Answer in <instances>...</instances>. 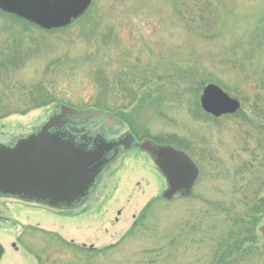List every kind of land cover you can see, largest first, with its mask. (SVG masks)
<instances>
[{
  "label": "rangeland",
  "instance_id": "rangeland-1",
  "mask_svg": "<svg viewBox=\"0 0 264 264\" xmlns=\"http://www.w3.org/2000/svg\"><path fill=\"white\" fill-rule=\"evenodd\" d=\"M1 32L24 33L34 50L12 74L15 82L43 83L58 103L1 118V147L36 131L59 104L91 112L102 70L114 88L102 96L109 112L137 124L138 142L183 141L200 176L190 199L164 200L160 170L133 146L104 168L83 207L49 208L0 194V264H264V216L237 224L264 195V135L257 129L264 117L254 112H264V0H94L59 32L26 31L0 15L2 44ZM237 64L246 69V83ZM119 80L129 82L126 90ZM219 82L254 124L195 116L203 88ZM116 124L101 128L102 137L118 135L123 123ZM124 131L132 132L128 124ZM61 157L76 164L71 155ZM41 231L86 252L80 258Z\"/></svg>",
  "mask_w": 264,
  "mask_h": 264
},
{
  "label": "water",
  "instance_id": "water-1",
  "mask_svg": "<svg viewBox=\"0 0 264 264\" xmlns=\"http://www.w3.org/2000/svg\"><path fill=\"white\" fill-rule=\"evenodd\" d=\"M93 0H0V10L32 23L44 30L60 29L69 26L80 18L90 7ZM202 110L215 117L234 115L241 109V102L224 92L215 84L203 88L200 98ZM63 112L53 116L39 132L18 139L12 148L0 146V194L20 197L21 190L39 195L41 199L64 197L82 190H90L96 179L108 165L102 160L104 151L77 149L60 135L52 133L58 119L68 115L79 116L71 108L62 106ZM92 118H99L102 112H87ZM106 120L114 122L113 115L107 114ZM129 138H133L128 134ZM134 139V138H133ZM105 150L114 147L108 143ZM141 151L149 154L166 178L168 189L163 198L172 200L176 196L187 197L192 194L200 171L196 163L184 152L173 146L156 145L147 140L139 144ZM129 149V148H128ZM74 157V166L66 165L62 155ZM76 167L79 172H76ZM78 174V175H77ZM72 184V185H69ZM83 183V187H82ZM85 184H88L85 187ZM86 191V192H87ZM4 249L0 245V260Z\"/></svg>",
  "mask_w": 264,
  "mask_h": 264
},
{
  "label": "trees",
  "instance_id": "trees-1",
  "mask_svg": "<svg viewBox=\"0 0 264 264\" xmlns=\"http://www.w3.org/2000/svg\"><path fill=\"white\" fill-rule=\"evenodd\" d=\"M0 15L11 19L13 22L17 23L18 25H22L26 31H28L30 28H35V29L41 30L44 33H48V34L60 31V30H55V31L47 32V31H44V30L38 28L37 26L23 20L22 18L16 17L14 15L6 14V13L1 12V11H0ZM1 35H2V38L3 37L4 38H3L2 44L0 43V119L3 117H8V116L14 115V114H18L21 116L27 115L32 110L47 107L49 105L57 104V97L53 93H51L49 88L46 87L43 83H37V84L30 86V85L16 83L15 80L13 79L12 74L14 72L18 71L21 67H23L24 64H26V62L30 59V57L33 56V53H34V50H32V48H29V43L26 41V39L24 37V33L23 34H21V33H19V34L9 33L8 34V32H1ZM34 42H35V40L34 41L31 40L30 43L32 44ZM102 43L106 44L107 40L104 39ZM235 67L237 69L239 68L238 70H239V72H241L240 75L242 77H244L243 82L246 83L247 79H248V77H246V71H245L246 69L242 65H239V64L235 65ZM261 82L264 83V81H261ZM95 83H96V86H98L99 89L102 90V93L100 96H98V102L94 108L105 110V111L109 112L110 111L109 107L107 108V104L105 101H103L104 98L102 96L103 95L109 96L111 90L114 89L113 85H112V81L108 78V75L105 74L104 71L99 70L95 76ZM116 83L119 87H122L123 91H124V89L126 90V87L129 85L128 81L123 82L122 80H119V82H116ZM130 83H133V81ZM218 84H219L218 86H221L223 89H225V90L227 89L220 82ZM131 95H133V93H131L130 96ZM130 101H134V99L130 98ZM262 103H263V101H262ZM257 107L258 106L256 105V108ZM254 112L256 113L257 117H259V118L264 117V115H262L264 112H260L257 109L254 110ZM113 115L116 118H118L120 121H122V123L128 124L131 128L132 133L137 138L139 137V130H138L139 128H138L137 124L134 123L128 116H126L122 112H119L116 114L118 117L114 113H113ZM195 116L198 118L204 117L205 119H207L209 121H213L215 123H219V121H220V119H217V118H214L208 114H205L202 111L200 105L197 109ZM231 117H238V118L243 117L246 122L254 124V122H251V120L246 115H244V113H242V112H239L236 116H226L224 118H231ZM257 129L260 131V133L262 135H264V126H259ZM150 140H152V139H150ZM152 141L157 143V144H162V145H175L178 149H181L187 153L189 150L188 147L184 146L185 144L182 143L183 141H181V143H179V142L176 143L174 140L161 142L160 140L157 139V141H158L157 142L154 139ZM188 154L190 155V152ZM191 158L193 159L192 156H191ZM192 195H193V193L190 196L181 197V198L190 199L192 197ZM257 195H258V193H257ZM244 200H245V202H244L245 206L248 210V207H249L248 198L246 199V196H245ZM153 203L154 202L152 201L149 204H147V206L144 208L143 212L141 213V215L138 219V222L139 221L141 223L145 222L147 215L151 211V207H152ZM263 216H264V195L263 196L261 195V197H259V200H258V206H254V207L250 208L245 215V219L241 220V222H239V220H238L237 224L246 223L249 220L252 223L253 222L252 220L254 218L260 219L261 217L263 218ZM249 218H252V219H249ZM246 219H249V220H246ZM41 232L45 236L48 235V238L50 240L56 239V240L60 241L61 243H63L65 245L66 248L73 249V250L75 249L76 251H79V253H81L80 258L82 257V254H84L86 252L84 250V248H79V247L74 246L73 244L66 243L59 236H56L53 234H47L44 231H41ZM114 247L115 246L105 248L104 250H101V253H104L105 251H108V250H112V248H114ZM241 250H242V248L241 249L239 248V252ZM244 251H247V250H244ZM91 252L92 251H88V254L89 255L90 254H96V255L99 254L96 252L95 253H91ZM39 262H40V258H39Z\"/></svg>",
  "mask_w": 264,
  "mask_h": 264
},
{
  "label": "flooded vegetation",
  "instance_id": "flooded-vegetation-1",
  "mask_svg": "<svg viewBox=\"0 0 264 264\" xmlns=\"http://www.w3.org/2000/svg\"><path fill=\"white\" fill-rule=\"evenodd\" d=\"M56 107V106H55ZM62 106H59L50 119L55 116L58 117L64 111ZM105 111V110H104ZM87 111L79 116L68 115L63 116L58 119L59 125H56L54 129L51 130L52 133L60 135L64 141H68L74 145L77 149L89 151H95L98 148L104 151V156L102 160H108L109 163L116 160L121 154V150L130 149L133 146L138 147L139 145L134 142L133 138H129L128 134H125L121 129L118 135L107 134V137H102L101 128H113L115 129L116 123L106 120L105 114H102L98 119H93L91 116L86 115ZM36 132V131H35ZM108 143H114V147L110 150H105V146ZM108 163V164H109ZM82 183V187H83ZM88 184H85L87 187ZM87 189L84 194L82 190L74 192L72 194H67L65 197L54 196L52 199H41L37 194H31L26 192L24 189L20 193V201L22 203H30L32 205H41L49 208H77L79 206L83 207L86 202L84 197L88 194ZM62 198V199H59ZM51 206V207H50Z\"/></svg>",
  "mask_w": 264,
  "mask_h": 264
}]
</instances>
